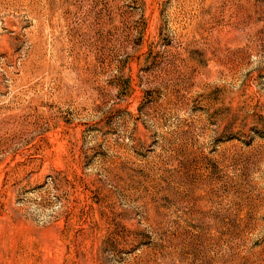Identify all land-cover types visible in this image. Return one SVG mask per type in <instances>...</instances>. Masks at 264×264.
<instances>
[{
	"label": "rangeland",
	"instance_id": "1",
	"mask_svg": "<svg viewBox=\"0 0 264 264\" xmlns=\"http://www.w3.org/2000/svg\"><path fill=\"white\" fill-rule=\"evenodd\" d=\"M0 264H264V0H0Z\"/></svg>",
	"mask_w": 264,
	"mask_h": 264
}]
</instances>
